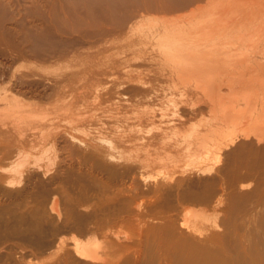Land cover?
Here are the masks:
<instances>
[{
    "label": "bare ground",
    "instance_id": "1",
    "mask_svg": "<svg viewBox=\"0 0 264 264\" xmlns=\"http://www.w3.org/2000/svg\"><path fill=\"white\" fill-rule=\"evenodd\" d=\"M126 35L133 63L113 66L99 45ZM88 45L100 49L87 81L74 68L54 79L11 70L55 72ZM0 59V215L28 221L0 222V264H264V0H0ZM146 76L176 77L164 108L167 131L187 139L175 142L181 157L165 134L136 136L158 122ZM96 105L109 112L94 142L62 138L73 161L20 160L51 148L61 120L87 132L81 111ZM168 161L172 173L152 174Z\"/></svg>",
    "mask_w": 264,
    "mask_h": 264
},
{
    "label": "rangeland",
    "instance_id": "2",
    "mask_svg": "<svg viewBox=\"0 0 264 264\" xmlns=\"http://www.w3.org/2000/svg\"><path fill=\"white\" fill-rule=\"evenodd\" d=\"M6 3H8L10 6H17V4H19L20 6H22L23 4H27V5H29V2H32V0H4ZM11 3V4H10ZM75 3H71V5L73 6ZM204 4H206V2L204 1L203 3H200V5H204ZM194 7H196V5L194 6ZM44 10V9H43ZM173 17V16H175V15H168V17H169V19H170V17ZM161 16H159V17H155L156 18V21H158V22H160L159 20L161 19L160 18ZM154 18V19H155ZM158 19V20H157ZM186 22V21H185ZM92 23V22H91ZM127 28H128V26H127ZM127 28L126 29H124V31H126L127 30ZM128 35V34H127ZM127 35L126 36H123L121 39H119V40H114V39H108V40H111V41H108V40H105V41H103V43H101V45H99L100 46V48H103V49H114V50H112L111 51V54H112V57H111V60L113 59V61H111V62H109L110 64H112L113 66H114V64L116 65V66H120V65H122V66H124L125 68H126V66H128V64L129 65H131L132 63H133V61H132V59H131V54L130 53H128L129 51H127V48L126 47H128V46H130V42H128V40H127ZM108 42V43H107ZM105 43V44H104ZM105 45V46H104ZM107 45V46H106ZM102 46H104V47H102ZM111 46V47H110ZM112 46H113V48H112ZM89 47V48H88ZM92 48V49H91ZM100 48H98V46L97 47H92V45H88V46H84V47H82V48H77V49H74L72 52H73V54H76V56H78V59L80 60V61H78V62H75V61H77L75 58H72V57H75V55H72L71 56V58L69 59V60H67L66 62L69 64V67H68V65H65L66 64V62H64L65 64H63V62H61V63H59V65H62L61 67H60V69H56V71L54 72V68H55V66H54V68L53 69H51L50 67H47V66H45V65H42V64H39L38 62H36V61H26V62H20L19 63V65H17L16 67H14L13 69H11L12 71H15L16 72V74H20L21 72V74L20 75H22L24 72V74L26 75V74H28V75H33V74H39V75H41V76H43V77H45V78H49V79H54L55 78V76L57 75V71H60V70H62V73H69V70L70 69H73L74 68V72H77L78 71V75L75 77L76 79H78V80H81V81H87V80H89V79H91L90 77H89V75H87V74H85L86 73V71H88L89 70V68H91V67H93L94 66V64L92 63V61H88V59H91V56H92V54H97L98 53V49H100ZM117 48V49H116ZM76 50V51H75ZM84 51H88L87 53H85ZM123 51H125V53H123ZM80 52V53H79ZM81 53H82V55H81ZM122 53H123V55H122ZM90 54V55H89ZM120 55V56H119ZM124 55H125V57H124ZM117 56H118V58H117ZM92 57H94V55L92 56ZM124 59H123V58ZM121 58V59H120ZM125 59H127V60H125ZM75 60V61H74ZM123 60V64H122V61ZM0 61H1V59H0ZM114 61H116L115 63H114ZM74 62V63H73ZM81 62V63H80ZM1 63H4V59H2V61H1ZM89 63V64H88ZM109 64V65H110ZM150 64L151 63H145L144 64V66H145V68H150ZM38 65H40V66H38ZM63 65H65V66H63ZM80 68V69H79ZM152 68H154V67H152ZM78 69V70H77ZM68 70V71H67ZM76 70V71H75ZM63 71H65V72H63ZM30 73H32V74H30ZM53 75H52V74ZM80 74V75H79ZM20 75H19V77H20ZM84 76V77H83ZM175 79H176V77H171V78H164V77H160V78H150V77H144V80H146V82H148V83H151L152 85L148 88L149 89V91H151V94H152V96L153 97H150L149 98V103H148V108H149V111L151 112L150 113V116L151 117H156V120L158 121V122H156V124H154V125H149V126H147V127H139L140 128V131L138 132V134L136 135V133L137 132H135V134L134 135H136V136H139V137H145L146 139H150L151 137H156V138H158V139H160V138H162L163 136H169L168 137V141H169V143H167V144H162V145H164V148L166 149V148H168L169 150H170V153H174V151L175 152H177L178 151V147H177V142H176V140L177 139H179V140H181L182 139V141H180V142H178V145L180 146V147H182L180 144L181 143H186V141H187V139L186 138H184L183 136H175V135H173V133L171 132V131H167L168 129H170L169 128V124H170V121H171V119H172V114L173 113H169V112H167V110L164 108V105H165V103L166 102H168V99H169V94H167L168 93V90H173V87L174 86H176V82H175ZM153 82H154V84H153ZM172 85H174L173 87H171V88H169L170 86H172ZM154 92H156V94L154 93ZM179 94V93H178ZM20 96H22V95H18L17 97H16V100L18 101V102H24V103H26V104H31V105H37V103L38 104H41V105H48V103L50 102L49 100H48V97H45V99L44 100H46L45 102L44 101H39L38 99H35L34 97H32V96H25L24 98L23 97H20ZM178 97H179V95H178ZM31 98V99H30ZM164 98V100H162ZM166 98V99H165ZM151 99V100H150ZM84 107H86V106H84ZM107 107L108 106H104V107H99L98 105H96V109H95V106H94V108L93 107H90V108H84L82 111H81V120L82 121H85L87 124H89V125H91V127H87L88 129H86V131L87 132H81V133H77V132H75L71 127H69V126H67L66 124L64 125V123H66V121L65 120H61V122H62V124H59V125H57V126H55V130L53 131V135H54V137L56 136V141L55 140H53L54 141V143H53V146L50 148V147H47L46 149H44V150H39V151H34V153H32V152H29V151H26V152H24V153H22V155H21V158H20V160H22V161H32V162H36L39 166H41V167H47V166H50L51 164H53V161H54V163H55V161H73V160H71L68 156H69V153H68V150H66L67 149V147H68V145L69 144H67V141L65 140V139H62V138H67V139H69L70 137H76L79 141H81L82 143H88V144H90V143H92V142H94L95 141V139L98 137V135L99 134H97L98 132L100 133V131H101V128L103 129V127L101 126V125H103V123H104V121H105V119L104 120H102V116H101V113L100 112H104V114L105 115H107L108 114V110H109V107H108V109H107ZM121 109H120V111L121 112H125L126 111V108L125 107H120ZM125 109V110H124ZM152 109V110H151ZM160 109V110H159ZM161 109H163V110H161ZM100 110V111H99ZM105 110V111H104ZM112 110V109H111ZM154 110H156L155 112H154ZM165 110V111H164ZM133 111V109H131L130 110V112H132ZM159 111H162V115L159 113ZM94 112V113H93ZM98 112V113H97ZM157 112V113H156ZM205 112H207V111H204V116L203 117H208L207 116V114H205ZM155 113V114H154ZM164 113H166V114H164ZM181 113V112H180ZM47 114L48 113H43V114H39V115H36L37 117H41V118H46L47 117ZM131 114V122L132 123H135V119L133 118V114L132 113H130ZM46 115V116H45ZM89 115V116H88ZM145 115H148V113H145ZM83 116V117H82ZM109 116V115H108ZM149 116V115H148ZM161 116V117H160ZM53 117H55V115H53ZM159 117H160V119H159ZM100 118V119H99ZM133 118V119H132ZM163 118V119H162ZM169 120H168V119ZM198 118H201V116H199ZM177 119H174L173 121H176ZM95 121V122H94ZM160 121H161V124H160ZM172 121V122H173ZM98 122V123H97ZM159 123V124H158ZM164 124V125H163ZM96 126V127H95ZM157 127V128H156ZM100 128V129H99ZM151 128V129H150ZM164 128V129H163ZM62 129V130H61ZM143 129V130H142ZM146 129V130H145ZM61 130V131H60ZM90 132H89V131ZM132 130H134V129H132ZM148 130H149V132H148ZM155 130H157V131H155ZM94 131V132H93ZM160 131V132H159ZM63 132H64V134L66 135H64L63 134ZM150 132H152V134L150 133ZM49 133V132H48ZM46 134L47 136H49V134ZM93 133V134H92ZM150 136H149V135ZM163 134H165V135H163ZM68 135V136H67ZM152 135V136H151ZM163 135V136H162ZM173 135V136H172ZM147 136V137H146ZM186 136H188V132L186 133ZM61 137V138H60ZM88 137V138H87ZM92 137V138H91ZM170 137H171V139H170ZM174 137V138H173ZM181 138V139H180ZM60 139H62V140H60ZM165 139V138H164ZM186 139V140H185ZM59 140H60V142H59ZM64 140V141H63ZM173 141V142H171V141ZM183 140H185V141H183ZM56 142V143H55ZM66 142V143H65ZM176 142V143H175ZM173 143V144H172ZM63 144H65L64 146H63ZM169 144V145H168ZM172 145L174 146V148L172 147ZM172 147V148H171ZM64 148V149H63ZM158 148V147H157ZM156 148V149H157ZM165 149H161V148H159V149H157L158 151H160V152H163V150H165ZM66 150V151H65ZM172 150V151H171ZM137 151V150H136ZM138 152H140L139 154H141L142 156H143V154L144 155H146V154H149V152L147 151V149L146 148H144V150H138ZM148 152V153H147ZM165 152V151H164ZM179 152V151H178ZM178 152L176 153L177 155H178ZM213 152V153H212ZM211 153H212V155H219V153H218V151H216V150H213ZM217 152V153H216ZM43 153V154H42ZM216 153V154H215ZM67 154V155H66ZM175 154V153H174ZM175 154V155H176ZM66 156V157H65ZM178 156H180L181 157V155H178ZM65 158V159H64ZM183 161H188V160H184V158L182 159ZM181 159L180 160H175V161H182ZM40 161V162H39ZM43 161V163H41ZM45 161H47V162H45ZM49 161V162H48ZM45 162V163H44ZM50 163V164H49ZM67 164H70L71 166H73L74 167V165H75V168H77V166H76V164L75 163H73V162H68ZM66 164V165H67ZM170 164L171 165H169V161L166 163V165H163V167H161L162 165H160V166H158L157 168H155L154 170H152V174L155 176V175H157L158 173L160 174H162V175H165V172H166V174H167V172H168V174H170V173H172V170H173V163H171L170 162ZM171 166H172V168H171ZM166 167V168H165ZM169 168H171V169H169ZM52 170V174L53 173H55L56 172V170H58V166L57 167H55V166H53L52 168H51ZM86 168L85 167H83V170H84V172H86V170H85ZM7 171H8V174H10V175H12L14 172H15V169H9V168H7L6 169ZM159 171H161V172H159ZM164 171V172H163ZM12 172V173H11ZM154 172H155V174H154ZM158 172V173H157ZM150 172H148V175L149 176H153ZM98 183V184H97ZM95 185L94 184H92V185H94L93 187L94 188H92V191H91V193L93 192V193H96V194H100V191L102 190V188H101V185L99 184V182H97ZM98 186V187H97ZM94 189V190H93ZM72 193L73 194H76V192H75V190L74 189H72ZM92 193V194H93ZM194 207H191V208H188L189 210H190V212H192V211H194V210H197V209H200V208H195V209H193ZM204 209H205V207H203ZM186 210L185 212H189V210ZM206 210H208L207 208H206ZM15 217L17 218V220L15 219ZM0 222H4L3 223V225H5V224H7V223H13L14 221H16L17 223L16 224H18L20 227H22L24 224V222H28V221H20V219H18V214L16 213L15 215H13V214H7L6 213V215H4L3 216V214L2 215H0ZM123 236H125L126 234H128V229H126V228H124L123 226H121V227H119L118 229H117ZM72 237V235H69L68 236V238H71Z\"/></svg>",
    "mask_w": 264,
    "mask_h": 264
}]
</instances>
